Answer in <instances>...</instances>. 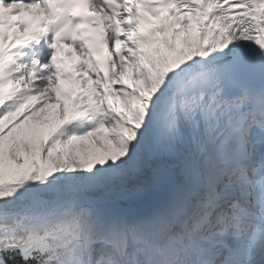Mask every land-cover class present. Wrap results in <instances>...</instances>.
Here are the masks:
<instances>
[{"label": "snow or ice", "instance_id": "snow-or-ice-1", "mask_svg": "<svg viewBox=\"0 0 264 264\" xmlns=\"http://www.w3.org/2000/svg\"><path fill=\"white\" fill-rule=\"evenodd\" d=\"M0 264H264V0H0Z\"/></svg>", "mask_w": 264, "mask_h": 264}]
</instances>
